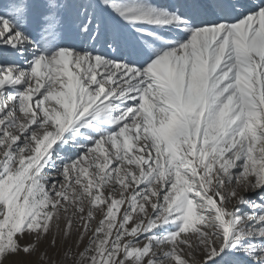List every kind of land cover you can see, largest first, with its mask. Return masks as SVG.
Returning a JSON list of instances; mask_svg holds the SVG:
<instances>
[{
  "label": "snow or ice",
  "instance_id": "1",
  "mask_svg": "<svg viewBox=\"0 0 264 264\" xmlns=\"http://www.w3.org/2000/svg\"><path fill=\"white\" fill-rule=\"evenodd\" d=\"M0 264H264V0H2Z\"/></svg>",
  "mask_w": 264,
  "mask_h": 264
},
{
  "label": "rangeland",
  "instance_id": "2",
  "mask_svg": "<svg viewBox=\"0 0 264 264\" xmlns=\"http://www.w3.org/2000/svg\"><path fill=\"white\" fill-rule=\"evenodd\" d=\"M0 2H2V0H0ZM34 2L37 3V4H40V3L43 2V0H34Z\"/></svg>",
  "mask_w": 264,
  "mask_h": 264
}]
</instances>
